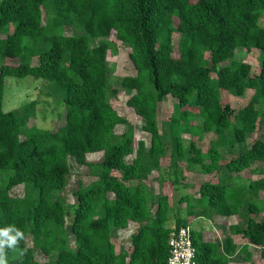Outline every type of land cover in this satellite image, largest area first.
Returning a JSON list of instances; mask_svg holds the SVG:
<instances>
[{
	"label": "trees",
	"instance_id": "obj_1",
	"mask_svg": "<svg viewBox=\"0 0 264 264\" xmlns=\"http://www.w3.org/2000/svg\"><path fill=\"white\" fill-rule=\"evenodd\" d=\"M46 11L52 14L44 22ZM263 12L264 0H1L0 32L10 24L13 30L0 36V228L14 226L24 233L15 249H5L8 264H166L169 199L155 196L144 183L152 172L161 173L166 154L159 103L168 95L176 100L171 174L178 175L180 162L200 165L202 173L218 172L221 148L244 143L259 123L263 137L225 166L238 173L253 171L256 161L264 163V116L257 107L264 105V27L258 24ZM112 32L130 48L135 74L124 75L120 83L127 106L150 136L148 148L110 101ZM239 48L259 50L257 76L251 75V63L233 59ZM27 75L46 81L48 96H60L65 122L58 129L27 126L36 100L19 110L2 109L5 78ZM248 89L253 90L250 99L232 119L222 92L241 96ZM197 114L200 124L194 123ZM118 125L127 128L119 134ZM187 132H211L215 138L205 151L191 142L194 154L188 157ZM94 153L101 158L88 161ZM70 157L95 177L78 186L72 212L59 195L72 176ZM248 183L204 181L199 197L190 203V195H183L181 201L190 214L201 208L207 216L239 215L246 208L244 221L230 227L258 248L264 264V218H257L264 215V176ZM18 186L22 196L11 193ZM130 224L136 225L131 248L117 252L111 231ZM181 225L188 226L175 220L174 226ZM190 233L196 264H230L236 250L231 237L222 247L218 239L205 240L201 231Z\"/></svg>",
	"mask_w": 264,
	"mask_h": 264
},
{
	"label": "rangeland",
	"instance_id": "obj_2",
	"mask_svg": "<svg viewBox=\"0 0 264 264\" xmlns=\"http://www.w3.org/2000/svg\"><path fill=\"white\" fill-rule=\"evenodd\" d=\"M1 1V0H0ZM52 13L46 11L44 13V22ZM258 24L264 27V12L260 15ZM13 30V25L10 24L0 32V36H4L6 33ZM61 30V29H60ZM58 30V31H60ZM64 32H70V29H63ZM62 32V30L60 31ZM82 30L76 31V33H82ZM115 45L114 51H109L107 55L108 61V77H109V92L110 101L118 113L126 117L134 127V133L136 140L143 139L147 145L150 144V136L142 129L143 120L140 116L135 114L134 110L127 106L126 101L128 95L125 89L122 87L120 81L124 75L135 74V69L129 60L128 54L130 48L123 42L116 39L114 32L108 37ZM177 35L174 36V43L176 42ZM100 39L93 42V45L97 44ZM235 61H247L251 63L252 70L251 75L257 76L260 68L259 50L245 48H239L236 50L233 58ZM15 62V61H11ZM37 58L32 60V63H36ZM47 82L36 78L32 75L25 77L7 76L5 78L4 85V98L2 109L4 111L19 110L22 105L32 100L37 101L36 114L34 117L27 121V126H37L39 128H46L50 130H56L65 122V107L62 103L60 96H48ZM253 93L252 89H248L245 94L238 96L230 94L228 92H222V102L231 111V118L234 119L237 111L243 107L250 99ZM176 100L171 96H166L161 103H159L158 109V124L159 130L166 144V154L161 159V173L157 171L152 172L148 179L144 181L147 188L154 193L155 196L167 195L169 199V223L174 225L175 220L180 219L183 216H187V207L185 202L181 201L183 195H190L187 202L192 203L194 199L199 197L198 190L201 183L204 181H210L212 183H229L232 185H247L251 179H257L264 176V163L256 161L251 165L253 171L250 169L242 172H229L225 166V163L230 159L236 157L245 148L257 138L263 137V126L261 123L254 133H250L244 143L237 145L235 148L223 147L221 148L222 160L218 172L212 174L202 173L200 165H187L185 162H180L177 169L178 175L171 174L173 161L176 159L173 153V140L170 134L171 117L175 111ZM260 116H264V105H258ZM195 113L197 109H192ZM202 122L201 117L197 114L194 119V123L200 124ZM126 125H118L115 132L122 133L126 130ZM183 138L186 145V156L194 154L192 148L189 146L191 142H194L198 147L205 151L211 139L215 138L214 133L200 132L183 133ZM100 153L88 154V161H96L101 158ZM72 165V176L68 185L59 192L60 197L63 199L65 207L68 211L72 212L74 206L77 203V197L75 191L79 185L85 186L95 179L94 176L88 173V167L86 165L78 164L75 159H69ZM170 168V170H168ZM120 174V171H115ZM177 178L176 186L172 184V181ZM2 183L0 182V186ZM74 190V191H73ZM11 193L15 196L23 195V186H18L11 190ZM260 197L264 198V191L260 192ZM208 208H210L208 206ZM196 212L201 213V208H195L193 214ZM246 208H243V213L236 216L234 219L240 223L244 221V215ZM217 216V220H227L229 217L218 214H211V217ZM208 217H210L208 215ZM210 217V218H211ZM257 218H264V215H260ZM195 223H193L194 225ZM114 227L111 231V238L115 242V248L119 250H129L131 248L130 236L135 232L136 227L134 224H130L126 230ZM123 231V232H122ZM129 244V245H128ZM35 256L38 260L43 261L45 257L39 250H35ZM253 263H262L259 257L257 248L253 252Z\"/></svg>",
	"mask_w": 264,
	"mask_h": 264
},
{
	"label": "crops",
	"instance_id": "obj_3",
	"mask_svg": "<svg viewBox=\"0 0 264 264\" xmlns=\"http://www.w3.org/2000/svg\"><path fill=\"white\" fill-rule=\"evenodd\" d=\"M236 216L238 215L227 216L229 217L227 220L219 221L216 218L217 216H215L214 218L210 216L211 217L210 218L207 215H202L199 212H196V214H193V213L190 214L187 210V216L186 217L183 216L180 219L185 220L188 225L187 227H189L190 229L201 231L203 233L205 240L218 239L222 247L225 245L226 239L228 237H231L234 241V244L236 245V250L232 253L231 256H229L230 264H244V262H246L247 264L253 263V252H254V249L257 247H254L253 245L249 244L244 234H241L239 232H232L231 230V227H230L231 225H237L240 223L234 219ZM193 223L195 224L193 225ZM168 226L172 227L174 225H171L168 222ZM126 229H121V230H126ZM121 230H118L117 232H120ZM111 240L115 244L112 238ZM259 257H260V254H259ZM261 262H262V259H261ZM256 264H262V263H256Z\"/></svg>",
	"mask_w": 264,
	"mask_h": 264
},
{
	"label": "built area",
	"instance_id": "obj_4",
	"mask_svg": "<svg viewBox=\"0 0 264 264\" xmlns=\"http://www.w3.org/2000/svg\"><path fill=\"white\" fill-rule=\"evenodd\" d=\"M169 255L166 264H196L190 228L172 226L168 236Z\"/></svg>",
	"mask_w": 264,
	"mask_h": 264
},
{
	"label": "clouds",
	"instance_id": "obj_5",
	"mask_svg": "<svg viewBox=\"0 0 264 264\" xmlns=\"http://www.w3.org/2000/svg\"><path fill=\"white\" fill-rule=\"evenodd\" d=\"M23 238L24 233L14 226L0 228V264H8L5 249H15Z\"/></svg>",
	"mask_w": 264,
	"mask_h": 264
},
{
	"label": "bare ground",
	"instance_id": "obj_6",
	"mask_svg": "<svg viewBox=\"0 0 264 264\" xmlns=\"http://www.w3.org/2000/svg\"><path fill=\"white\" fill-rule=\"evenodd\" d=\"M174 168V167H173ZM177 170V169H176ZM74 191V190H73ZM184 199V198H183ZM185 199H186V197H185ZM129 245V244H128Z\"/></svg>",
	"mask_w": 264,
	"mask_h": 264
}]
</instances>
